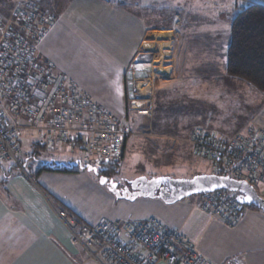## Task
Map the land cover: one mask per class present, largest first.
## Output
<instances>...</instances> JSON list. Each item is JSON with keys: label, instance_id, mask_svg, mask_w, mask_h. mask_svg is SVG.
I'll use <instances>...</instances> for the list:
<instances>
[{"label": "crops", "instance_id": "0c3cea01", "mask_svg": "<svg viewBox=\"0 0 264 264\" xmlns=\"http://www.w3.org/2000/svg\"><path fill=\"white\" fill-rule=\"evenodd\" d=\"M54 2L56 20L39 44L41 56L52 63L59 74L69 78L79 91L107 109L129 134L131 129L126 124L130 125L126 109L149 103L156 111V108L165 109L181 102L180 110L193 112L195 101L192 104L189 100L195 99L196 87L201 94H211L212 85L221 81L229 86L225 94L230 95L231 100L223 109L231 110L224 112V122L216 120L222 109L215 111V107L204 105L199 113L195 112L200 116L195 127L199 126L197 128L206 136L226 138L235 133L249 116H257L264 108L263 92L228 76L225 71V55L234 16L223 31L202 30L204 37L220 42L216 54L213 47L201 52V46L194 38L180 37L178 33L173 37L177 30L161 21L166 12H172L169 20L176 19L173 16L175 11L168 8L184 5L185 0ZM242 3L243 0L235 1V12ZM213 4L217 5V2ZM149 13L160 19L155 29L144 19ZM191 32L195 36L201 32L200 27L197 31L192 28ZM165 35L169 36L168 43L161 39L153 41L154 37L158 39ZM192 40L195 50L189 48L191 42L188 41ZM180 43H185L184 47L181 44L183 49ZM193 54L198 57L194 58ZM170 85L176 93L170 91L173 99L161 104L166 100L163 94L171 88ZM141 89L146 90L144 94ZM190 90V93L195 92L194 96L188 95L186 99V91ZM145 97L146 102L142 101ZM173 100H176L174 104L171 103ZM204 114L213 120L206 119ZM0 115L9 119L1 106ZM146 116L142 120L145 121ZM171 118L158 116L156 111V116H151L145 124L167 125ZM33 135L23 131L18 137L19 150L21 141H28L27 147L30 146L29 152H20L25 158L20 162L23 170H16L11 164L6 166L5 161L0 162V264H96L82 248L71 242L48 205V199L55 200L88 224H95L101 217L110 221L156 217L166 227L180 232L212 264H264V213L260 210L243 205L239 220L225 224L194 206L200 199L190 203L189 197L187 201L166 204L157 197H138L133 201L116 198L107 187L98 183L93 172L79 167L63 170L76 161L47 153V150H59H50L56 145L41 135ZM131 138L127 136L123 141L124 155L118 171L123 169L126 147ZM139 177L148 179L139 173L124 181Z\"/></svg>", "mask_w": 264, "mask_h": 264}, {"label": "built area", "instance_id": "2783aa9c", "mask_svg": "<svg viewBox=\"0 0 264 264\" xmlns=\"http://www.w3.org/2000/svg\"><path fill=\"white\" fill-rule=\"evenodd\" d=\"M22 3L7 17L0 16V106L9 117L0 115V160L23 170L18 136L27 130L52 145L81 151L90 166L113 170L128 130L41 56L39 44L53 18L38 7V0ZM190 144L199 158L223 164L218 175L247 182L264 201L263 127L248 122L226 138L208 137L196 128ZM236 196L216 190L204 194L199 205L221 222L234 224L242 208ZM48 205L71 242L98 264H212L180 232L156 217L126 221L101 217L88 224L55 200L48 199Z\"/></svg>", "mask_w": 264, "mask_h": 264}, {"label": "rangeland", "instance_id": "374dc122", "mask_svg": "<svg viewBox=\"0 0 264 264\" xmlns=\"http://www.w3.org/2000/svg\"><path fill=\"white\" fill-rule=\"evenodd\" d=\"M38 1H40L38 7L41 6L44 12L52 16L53 20L50 23L52 25L56 20V15L54 14L55 13L54 4L56 3L54 2L55 0H38ZM122 1L128 3V0H122ZM235 1L236 0H185L184 5L181 6L176 5L179 7L168 8L170 10L175 11L173 16H175L176 19L172 18L169 20L168 18L171 17L170 15L172 14V12L170 13L166 12L161 18V21L163 20V22L167 23L168 26L173 27L174 30H177L176 32H174L173 37L177 36L178 33L180 37L194 38L196 43L201 46V52H205L209 50L210 47H213V51L216 54H218L220 42L218 43V41L212 40L210 37H204L202 30H207V31L214 29L222 30L226 25H228V21L236 13L234 9ZM214 2H217V5H214L213 4ZM22 4H23L22 0H0V16H3L4 18L7 17L9 14H11L12 10L15 7L17 6L20 7ZM144 19L153 24V29H155L156 25L160 23V19L154 16L153 13H149L148 15H146ZM194 27L196 31H197V27H200L201 30V32L198 34L196 33L195 36H193V32H191L192 28ZM168 37L169 36L166 35L165 37L163 38L159 37L158 39H155L156 37H154L153 41H159L161 39L164 40V42L168 43L169 42V40L167 39ZM194 40L188 41L191 42V45L189 47L191 50L193 49L194 46ZM153 44H155V42H153ZM181 44L184 47L185 43L184 44L180 43V45ZM195 56H197V54H193L194 58ZM170 86L171 88H169L166 91L168 92V94L164 92L163 97L166 98V100L164 99V101H162L161 104H167L169 103L170 100L173 99V96L169 94L170 91L175 92V90H171L173 89V85ZM227 87L229 86H227V84H225L224 82L222 81L218 82L215 85H212V88L210 89L211 94L208 92H203L201 94V92H197V87H196L195 99L189 100V102L192 104L195 101V104H193V109H192L194 110L193 112H191L190 109L180 110L181 102L175 103L176 100L171 101L172 104L175 103L173 107L167 106L165 109L156 108V111L158 112V116L172 117L167 121V125H152L151 122L149 123V125L145 124V121L149 120L151 116L152 117L156 116L155 109L151 107L149 103H141V105H138L136 109H131V108L126 109V113H127L126 116L127 119H129L130 121L129 124L131 125L130 126L128 125V123H126L127 127L131 129V133L128 136L129 137L132 136L131 138L132 141H129L130 143L126 147L125 162L123 164V169L122 170L119 169L120 171H118L117 170L118 166H116L111 171H102L99 168V166H92V165L91 166L94 167L100 174L103 173L104 175L112 179L114 182H117L118 187L120 189L122 188L123 185H125L124 184L125 178L130 179L139 173H142L148 179L167 177L176 180L190 179L196 175L220 174L221 172L217 168H221L223 164L219 163L218 161L212 162L196 156L191 151L190 137L192 134L191 131L193 132L194 129L199 127V126L195 127V125L200 121L199 120L200 116L196 115L195 112L197 113L198 110L204 105L207 107L209 106L215 107V111L222 109L221 114L216 116V120L222 122L225 121L224 112L225 111L228 112V110L229 111L231 110L228 108L224 111L223 109V107H225L226 105V102L228 103L230 100V95L226 96L225 94V92L229 89V88L227 89ZM145 91L146 90L141 91L142 94H144ZM186 92H187V95H185L186 99L188 98V95L191 96L193 93H195V92L190 93L191 90L189 92L188 91ZM153 95H155V92L153 93ZM164 95H166L167 97H165ZM173 95L175 94L173 93ZM142 101L146 102L147 101L146 97L144 99L142 98ZM200 102L202 104H200ZM145 107L148 109H146ZM145 110H148L149 114L147 116L144 113ZM152 110H153V115H152ZM106 111L108 110L106 109ZM143 116H146L147 118L145 119V121L142 120ZM203 116L207 117L206 119L213 120V118L209 117V115L207 114H204ZM248 122H253L254 124L257 125V127L264 128V108L261 109V111L258 113L257 116H253V115L249 116V118L240 127H238V130ZM120 124L122 125L121 122ZM23 131H27V130H22L20 134H22ZM30 133L34 134L33 136L37 135V133L35 132H30ZM21 142L22 144H20L18 160L22 163V161H24L25 158L20 156V152L21 153L29 152L30 146L27 147L28 141L24 140ZM53 148L54 150H59V151L50 152L47 150V153L52 154L55 157H58L57 155L60 154L61 156H66L70 159H73V161H82L83 164H87L85 162L86 157L81 151L70 150L68 148H63V147L60 148V146L58 145H56L55 147H50L49 149L51 150ZM123 152L124 151L122 148V154L119 164L123 160V155H124ZM43 156L41 157L43 158ZM0 162L3 161L0 160ZM5 162H6L5 163L6 166H9L11 164L12 166L13 165L15 166L13 167L16 170H20V168L16 166L12 161H5ZM96 178L98 180V177ZM204 194L206 193L194 194L189 196L191 197V199H188L189 197H187L182 200L187 201L188 199L190 203L192 202V200L195 202L197 199H202V196ZM234 194L237 195V193ZM200 201L199 203L198 202L195 203L196 205L194 206H197L200 210H202L199 205L201 203ZM202 212L205 213L204 210H202ZM77 246L78 248L81 249L80 245ZM99 258L102 262L104 261L102 257ZM93 261L96 262L95 260ZM96 264L98 263L96 262Z\"/></svg>", "mask_w": 264, "mask_h": 264}, {"label": "water", "instance_id": "95a60500", "mask_svg": "<svg viewBox=\"0 0 264 264\" xmlns=\"http://www.w3.org/2000/svg\"><path fill=\"white\" fill-rule=\"evenodd\" d=\"M70 169L79 167L93 172L98 177V183L106 186L116 197L133 201L138 197L159 198L166 204H172L194 194L210 193L216 190H225L237 193V201L240 205H249L264 213V201L257 195L255 189L243 180H235L228 176L209 174L196 175L190 179L176 180L172 178H136L129 181V188L117 189L116 183L107 176L101 175L94 167L80 161L68 166Z\"/></svg>", "mask_w": 264, "mask_h": 264}, {"label": "trees", "instance_id": "16d2710c", "mask_svg": "<svg viewBox=\"0 0 264 264\" xmlns=\"http://www.w3.org/2000/svg\"><path fill=\"white\" fill-rule=\"evenodd\" d=\"M225 71L264 93V0H243L237 7L230 25Z\"/></svg>", "mask_w": 264, "mask_h": 264}, {"label": "flooded vegetation", "instance_id": "af4514ba", "mask_svg": "<svg viewBox=\"0 0 264 264\" xmlns=\"http://www.w3.org/2000/svg\"><path fill=\"white\" fill-rule=\"evenodd\" d=\"M101 174H102V173H101ZM102 175H104V174H102ZM104 176H106V175H104ZM108 176H109V175H108ZM108 178H109V177H108ZM128 182H129V181H127V182L124 181V184H125V185H123L121 189H123V188H129V189H130V185L128 184ZM115 183H116V185H117V189H120V188L118 187V183H117V182H115ZM121 189H120V190H121Z\"/></svg>", "mask_w": 264, "mask_h": 264}]
</instances>
